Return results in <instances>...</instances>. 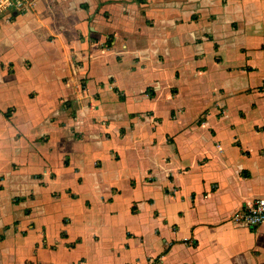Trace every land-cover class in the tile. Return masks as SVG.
I'll use <instances>...</instances> for the list:
<instances>
[{"label": "crops", "instance_id": "crops-1", "mask_svg": "<svg viewBox=\"0 0 264 264\" xmlns=\"http://www.w3.org/2000/svg\"><path fill=\"white\" fill-rule=\"evenodd\" d=\"M258 198L264 0L0 19V264H264Z\"/></svg>", "mask_w": 264, "mask_h": 264}, {"label": "built area", "instance_id": "built-area-1", "mask_svg": "<svg viewBox=\"0 0 264 264\" xmlns=\"http://www.w3.org/2000/svg\"><path fill=\"white\" fill-rule=\"evenodd\" d=\"M31 0H0V19H9L14 12L27 10ZM232 222L246 227H257L264 223V198L252 201L244 208L235 211L231 216Z\"/></svg>", "mask_w": 264, "mask_h": 264}, {"label": "rangeland", "instance_id": "rangeland-1", "mask_svg": "<svg viewBox=\"0 0 264 264\" xmlns=\"http://www.w3.org/2000/svg\"><path fill=\"white\" fill-rule=\"evenodd\" d=\"M161 81H162V80H161ZM172 81H174V80L171 79V77H170V78H166V80H163L164 83H168V82H172ZM191 112H193V110H191ZM192 117H193V115H190V114H189L188 119H192ZM167 128H168V127H167ZM184 137H185V141L187 142L186 136H184ZM183 140H184V139H183ZM156 141H157V144L161 143V141H160V137H159V136L156 137ZM180 141H181V139H180ZM185 141H184V142H185ZM138 178H139V176L135 177V179H137V180H138ZM56 209H61V207L58 205V206H56ZM76 222H77V224H79V221H78V220H77Z\"/></svg>", "mask_w": 264, "mask_h": 264}]
</instances>
